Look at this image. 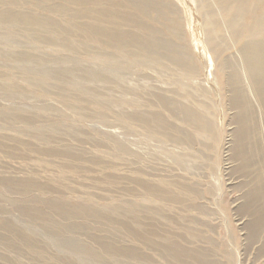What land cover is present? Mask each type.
Wrapping results in <instances>:
<instances>
[{
    "label": "rangeland",
    "instance_id": "rangeland-1",
    "mask_svg": "<svg viewBox=\"0 0 264 264\" xmlns=\"http://www.w3.org/2000/svg\"><path fill=\"white\" fill-rule=\"evenodd\" d=\"M106 1L85 0L107 10L117 0ZM169 1L180 22L176 42L188 47V66L163 49H124L90 33L89 19L68 0H0V13L43 20L0 17V264H172L147 241L165 235L190 250L208 251L217 264H264V233L261 242L248 234L255 216L247 212L246 193L256 184L255 173L239 169L233 132L238 108L219 79L229 72L227 61L244 71V41L225 25L218 31L211 19L227 1ZM149 15L147 30L165 45L172 34L156 10ZM247 90L262 112L250 82ZM161 97L197 110L211 130L191 127ZM137 180L168 186V192L188 182L201 192L160 199L145 194ZM75 242L80 252L71 249Z\"/></svg>",
    "mask_w": 264,
    "mask_h": 264
},
{
    "label": "bare ground",
    "instance_id": "bare-ground-1",
    "mask_svg": "<svg viewBox=\"0 0 264 264\" xmlns=\"http://www.w3.org/2000/svg\"><path fill=\"white\" fill-rule=\"evenodd\" d=\"M9 1H11V0H9ZM68 1H69V3H72V4L79 6V7H77L78 9L76 11L83 18L87 17V19H89L86 21V23L88 25V29H89L88 31L90 33L93 32V34H97V36L101 35V36L105 37V39L108 42H111L112 44H115V46H119V47L124 48V49H126L127 46L131 45L132 48H134L136 46L138 51L140 50V51L150 53V54L151 53L152 54L158 53L159 50L163 49V50H161V52L167 54L170 58H172L173 60H176L179 64H181V65L187 64V66H188V62L190 61L189 60L188 47H186L185 45H182L181 43H179V41L176 42V40H178L180 38V35L178 32L180 22H179V17L175 11L174 4L172 5V3L169 0H117L115 2L116 4H112L111 5L112 7L110 6V9L108 7V10L105 8V6H102V5H101L102 6L101 8H93L91 6H87V3L85 2V0H68ZM216 1H220V0H216ZM224 1H227L228 5L225 8L212 10V12L210 14L211 19L213 20L215 27L217 28L218 31H220V29H222L223 25H225L226 28H228L229 31L231 32L230 34L232 36L236 37V39H241L244 41V44H243L241 51H240L241 56L239 59L240 60L239 64L242 65V68L244 71L239 69V67H236L235 65H233L230 61H227L226 64L229 67V72L227 74H225V76L222 74L219 75V79L221 81H225V84L231 88V90H232L231 101H232L233 105L238 108V114H236L237 117L236 118L234 117L235 119H237L238 128L236 127L237 129L235 131L233 130V132L236 135L234 133L233 134L235 137V139H234V141H235L234 142L235 143V147H234L235 148V155L237 157V160L240 162L239 169H241L244 172L251 171V172L255 173L256 184L254 183L255 185H252L251 188H248L250 190L246 193L247 197H248L247 200H249V203H250L249 210H247V212L248 211L250 212V210H251V212L254 214L252 216H255L253 222L251 224H249L250 230H248V229L247 230L250 231L248 234L252 238V240H253V238L255 239L257 237H259V240H260V239H262L261 237L263 236L262 234L264 233V0H224ZM103 5H105V4H103ZM62 8L64 9V7H62ZM17 9H19V8H17ZM152 10H156L158 12L159 16H158L157 20H160V23L163 24L165 27H167L170 34H172V37H170V39H168L165 42V45H163L164 43L162 42V40L160 38H156L155 36L152 35V33L150 31L147 30L148 27H147V24L145 21L147 19V16L150 14V12ZM62 11L63 10H61V12ZM64 12L66 13V11H64ZM64 12H63V14H64ZM72 15H74V14H72ZM0 17L12 18L14 20L22 21V22H29V21H31V23L32 22H43V20H41L39 18L34 19L33 16L26 15L22 12H13L12 10H6L3 12L1 11ZM72 18H75V17H72ZM90 19H92V20H90ZM75 20H77V19H75ZM62 26H64V25L62 24ZM69 26L70 27H68V28H70V30H72L73 29L72 25L69 24ZM191 66L193 67V63L191 64ZM45 76H47V75H45ZM95 76H97V74H95ZM247 82L251 83L253 91L258 98L259 104L261 105L260 108H261L262 112H260L259 110L256 109L254 102L251 99L250 94L248 93ZM59 89H62V88H59ZM68 96H69V94H68ZM74 98H76V97H74ZM160 100L165 105H169L170 109H174L175 107L178 108L181 111V113L183 114V117H184L183 120L185 122H187V124L190 125L191 127L200 129V130L204 131L205 133L209 132L211 130V123L206 118H204V116L202 114H200L197 110L192 109L187 104H179V105L177 104V106H176V103L171 99L161 97ZM13 112H14V110H13ZM7 115H9V114H7ZM25 118H28V116H26ZM136 118L138 119V117H136ZM23 120H25V119H23ZM141 121H142V119H141ZM51 128H53V127L51 126ZM40 133L44 134L45 132H40ZM187 137H189V135H186V138ZM15 138H14V141L17 140V139L15 140ZM45 139L47 140V138H45ZM123 148L127 149V147H123ZM231 151H233V150H231ZM234 159H235V157H234ZM228 165H229L228 168H231L230 162ZM250 175H251V173H250ZM252 181L250 180L249 182H252ZM6 183H8V181H6ZM32 183H35V182H32ZM136 183L141 184L143 186V188L145 189V192H146L145 194H147L148 196H151V197L152 196L153 197L158 196V198H160V199H161V197H166V200H167V198L173 199V200L174 199L181 200L180 198H181V196H183L182 195L183 192H185V194H194L196 196H200L198 194L201 192V190L199 191L198 188H196L197 186L194 187L193 185L188 186L185 184L188 182H185L184 184L174 185L175 186L174 188L175 189L177 188L178 192H176L174 190V188H172L171 192L170 191L168 192L167 190L164 191V189L166 187H167L166 189H168V186H166V185H163L166 187L164 189L163 188L161 189V188H157L156 185L153 186V185L147 183L146 181L142 182L140 180H137ZM249 184H252V183H249ZM44 186H45V184H44ZM160 187H162V186H160ZM27 189H29V188H27ZM170 190H171V188H170ZM176 193H178V194L176 195ZM178 200H176V201H178ZM243 200H245V199H243ZM242 204L243 203H241V205ZM54 206H56L57 209H61V207H62L61 203L60 204L57 203ZM236 206H238V205H236ZM238 208H240V207H238ZM54 209H55V207L53 208V210ZM57 209L55 210L56 212H57ZM25 210H27V212H28V208H25ZM63 210H64V208H63ZM33 213L34 212H32V214ZM244 213H245V211H244ZM41 214H40V216H41ZM70 215L73 216V214H70ZM70 215H69V217H71ZM100 215H101V212H100ZM36 216H38V215L36 214ZM79 216H81V215H79ZM34 218H36V217L34 216ZM71 218H73V217H71ZM248 223H249V221H248ZM240 224L243 225L244 221L240 222ZM4 225H6L8 227V229L11 228V232H13V229H12L13 226L11 223L5 222ZM242 225H241V227H242ZM78 226H80V225H78ZM135 227L133 228L134 234L139 236L140 238L143 237V234H141L139 229H136ZM70 228L75 229L74 226L73 227L70 226ZM78 229H80V228H78ZM43 230H45V227ZM66 230H69V227H68V229L66 228ZM75 230H73V231H75ZM9 231L10 230H8V232ZM52 232H48V233H52ZM13 233H15V232H13ZM52 236H53V234H52ZM56 236H58V235H55V237ZM194 236H196V235H194ZM175 237H176V235H175ZM32 239H31V241L35 242V239L34 240H32ZM56 239H58V238L56 237ZM69 239L71 240V238H69ZM69 239H67V240H69ZM173 239H171V237L169 235H165L163 241L155 242L154 240H150V239H147V241L151 246L155 247L156 249H157V247L158 248L160 247V249H158V250H161L163 252V254H165L167 257H169V260L171 261L172 264H217V262L215 260H213L214 258L213 259L210 258V254L208 251H207L208 252L207 253L206 250H203V249L200 250L201 248H199V251H197L196 249L190 250L187 247H184L179 242L180 240L175 241ZM247 239H249V237ZM22 240H23V238H22ZM63 240H64V238H63ZM26 241L29 243V245H31V243H33V242L29 241V237L27 238ZM58 241H59V243L60 242L65 243L66 242V240H65V242L60 241V240H58ZM73 241H71V242H73ZM77 241H78V239H77ZM6 242H8V241H6ZM71 242L69 241V244ZM260 242H261V240H260ZM108 243H110V242H108ZM257 243H256V245H257ZM71 245H73V246H70V247H72L71 249H73L74 251L80 252L81 247L76 245V242L74 244H71ZM14 246L15 245H13V248H15ZM113 246H115V245H113ZM18 247H19V245H18ZM64 247H63V249H64ZM67 247H68V245L66 246V250H69L70 248L67 249ZM111 248H112V246H111ZM118 248H119V246H117V249ZM8 249H9V246H8ZM110 250H108V251H110ZM70 251H72V250H70ZM83 251H85V249ZM87 251H89V250H87ZM120 251H121V249L119 250V252ZM111 252H113V251H111ZM115 253L117 254L118 252H115ZM134 254H136V253H134ZM263 254H264V252H263ZM117 255L120 256L121 254H117ZM211 255H212V253H211ZM41 256L42 255H40V257ZM97 257H100V256L97 255ZM89 258H91V257H89ZM98 261H99V259H98ZM110 262L112 263V261H110ZM99 263H101V262H99ZM107 263H109V262H107ZM33 264H35V263H33ZM95 264H97V263H95ZM118 264H119V261H118Z\"/></svg>",
    "mask_w": 264,
    "mask_h": 264
}]
</instances>
